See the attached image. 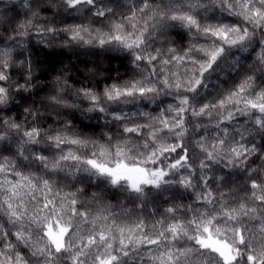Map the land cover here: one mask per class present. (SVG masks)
<instances>
[{
	"label": "snow or ice",
	"instance_id": "obj_1",
	"mask_svg": "<svg viewBox=\"0 0 264 264\" xmlns=\"http://www.w3.org/2000/svg\"><path fill=\"white\" fill-rule=\"evenodd\" d=\"M23 3L32 17L38 15L29 0ZM62 3L66 11L88 9L97 18L116 15L99 0ZM125 3L127 13L109 19L108 31L82 24L56 29L32 20L15 29L19 37L33 29L40 35L63 31L76 43L115 46L132 57L139 76L107 85L102 93L79 90L89 102L87 112L122 122L115 139L110 133L103 141L84 138L71 131L70 122L43 128L0 120V142L17 137L14 154H0V264H264V168L249 164L253 157L264 160V84L246 75L214 99L201 95L208 76L228 62L229 53L247 51L258 34L256 59L264 72V0ZM215 10L236 19L207 15ZM170 27L188 34V46L153 48L158 34ZM8 39L19 46L16 37ZM12 52V47L0 48V106L8 104L10 88L28 90L31 79V65L21 61L25 83H10ZM162 95L174 102L156 115L142 108L109 111L110 105L135 106ZM50 100L75 106L59 96ZM24 111L26 121L28 115L39 116L38 110ZM237 170L244 183L227 187L225 175ZM61 176L113 189L140 214L122 220L95 192L93 211L79 199L84 188L65 191L58 184ZM167 194L166 206L157 205ZM185 195L191 203L176 202ZM122 214L132 215L123 206Z\"/></svg>",
	"mask_w": 264,
	"mask_h": 264
},
{
	"label": "trees",
	"instance_id": "obj_2",
	"mask_svg": "<svg viewBox=\"0 0 264 264\" xmlns=\"http://www.w3.org/2000/svg\"><path fill=\"white\" fill-rule=\"evenodd\" d=\"M32 9L38 15L32 17L31 11L24 6L23 0H0V48L12 47V59L14 66L9 71L10 83H25V67L21 61L31 65V79L28 81V90L10 88V99L7 105L0 106V120L11 119L21 123L25 127L34 124L35 126L49 128L61 126L63 122H70L71 131L81 134L84 138L103 141L104 133H110L113 138L122 132L118 127L122 122H110L102 118V114L97 112H87L89 102L79 96L80 89H92L97 93H102L105 86L111 84H124L134 78H138L139 73L133 66L132 57L124 50L112 45L101 48L83 43H76L68 39V34L57 31L54 34L40 35L31 30L27 37H19L16 34V27L19 23L32 20L34 25L52 26L56 29H63L70 25H88L92 29L109 30V19H118L121 13H127L125 0H99L100 3L113 8V16L109 14L106 18L94 17L88 9H83L77 13L74 10H65L62 0H29ZM160 3L161 0H155ZM203 15V13H202ZM208 16L216 15L218 18L231 22L235 17L221 15L218 10L208 13ZM160 39L156 40L153 48L166 49L174 46L182 50L189 44L188 34L178 28H167L163 33L158 34ZM8 37H16L19 42L17 46ZM259 34L254 38L247 51L232 50L227 57V63L221 62L222 67L217 69L207 78L208 87L201 89V95L207 96L209 100L214 99L218 94H222L232 89L246 75L254 74L257 85L264 84V72H261L260 65L256 59L261 52L258 44ZM203 42V41H201ZM59 77V80L57 79ZM63 91H60V90ZM52 96H59L68 104L74 107H62L55 105L50 100ZM174 102L172 96L162 95L159 99L148 102L140 101L138 105H110L109 111L113 109L125 112H135L138 108L153 115L158 114V110L167 103ZM147 107H143V105ZM25 109L32 112L38 110L39 116L33 119L27 116ZM95 117V118H93ZM243 117L240 118L243 121ZM136 123L145 122L143 117H133ZM198 135V134H197ZM0 142V154L13 155L15 151V141ZM256 142L260 143L259 135ZM7 145V149H5ZM198 163V160L195 161ZM251 167L264 168V160L255 157L249 162ZM36 170V169H33ZM220 174V173H218ZM245 175L239 170L235 175L229 177L225 175L227 187H236L243 184ZM58 184L65 188V191L75 190V187H83L84 191L79 194V199L84 202V206L95 211L98 207L97 201L93 200L92 193H97L99 200L104 205H111L112 211L119 214L122 220H130L139 215V209L126 200L124 196L113 194L115 190L105 189L104 186L97 187L95 183L84 181L66 180L62 176ZM225 186V185H222ZM171 194L156 201L157 205L166 206V201L170 200ZM176 202L191 203V199L185 197ZM122 206L131 210L132 215L124 216ZM153 205H149L144 210L145 217L149 216Z\"/></svg>",
	"mask_w": 264,
	"mask_h": 264
}]
</instances>
